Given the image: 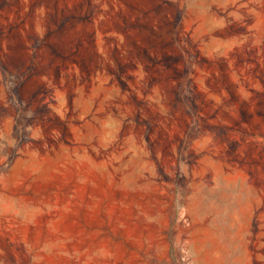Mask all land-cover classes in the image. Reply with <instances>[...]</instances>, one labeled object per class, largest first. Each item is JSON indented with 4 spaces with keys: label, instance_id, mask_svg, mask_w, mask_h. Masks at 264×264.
I'll list each match as a JSON object with an SVG mask.
<instances>
[{
    "label": "rangeland",
    "instance_id": "rangeland-1",
    "mask_svg": "<svg viewBox=\"0 0 264 264\" xmlns=\"http://www.w3.org/2000/svg\"><path fill=\"white\" fill-rule=\"evenodd\" d=\"M0 116V264H264V0H0Z\"/></svg>",
    "mask_w": 264,
    "mask_h": 264
},
{
    "label": "bare ground",
    "instance_id": "bare-ground-1",
    "mask_svg": "<svg viewBox=\"0 0 264 264\" xmlns=\"http://www.w3.org/2000/svg\"><path fill=\"white\" fill-rule=\"evenodd\" d=\"M9 110V109H8ZM11 110V109H10ZM6 114V113H5ZM8 115L10 114V112L9 113H7ZM11 114H12V112H11ZM1 117V116H0ZM4 122V121H3ZM4 124V123H3ZM8 125V124H7ZM4 127H6V125L4 126ZM6 130V129H5ZM2 133V132H1ZM6 133V132H5ZM8 133V132H7ZM9 137V136H8ZM5 140V139H4ZM5 142V141H4ZM5 144V143H4ZM3 145V144H2ZM8 145V144H7ZM6 145V146H7ZM4 146V145H3ZM8 149V148H7ZM1 160V159H0ZM3 163V162H2Z\"/></svg>",
    "mask_w": 264,
    "mask_h": 264
}]
</instances>
